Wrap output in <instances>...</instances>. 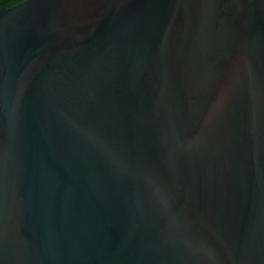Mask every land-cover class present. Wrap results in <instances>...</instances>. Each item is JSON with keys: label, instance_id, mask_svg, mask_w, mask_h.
Masks as SVG:
<instances>
[{"label": "water", "instance_id": "1", "mask_svg": "<svg viewBox=\"0 0 264 264\" xmlns=\"http://www.w3.org/2000/svg\"><path fill=\"white\" fill-rule=\"evenodd\" d=\"M0 264H264V0L0 7Z\"/></svg>", "mask_w": 264, "mask_h": 264}, {"label": "trees", "instance_id": "2", "mask_svg": "<svg viewBox=\"0 0 264 264\" xmlns=\"http://www.w3.org/2000/svg\"><path fill=\"white\" fill-rule=\"evenodd\" d=\"M22 0H0V7H8L21 2Z\"/></svg>", "mask_w": 264, "mask_h": 264}]
</instances>
